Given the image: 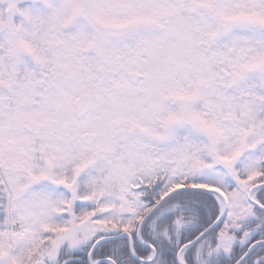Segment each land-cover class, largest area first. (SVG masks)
I'll return each mask as SVG.
<instances>
[{"label":"snow or ice","instance_id":"snow-or-ice-1","mask_svg":"<svg viewBox=\"0 0 264 264\" xmlns=\"http://www.w3.org/2000/svg\"><path fill=\"white\" fill-rule=\"evenodd\" d=\"M0 264H264V0H0Z\"/></svg>","mask_w":264,"mask_h":264}]
</instances>
